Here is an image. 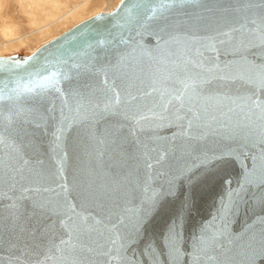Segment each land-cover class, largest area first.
I'll return each mask as SVG.
<instances>
[{
    "label": "water",
    "instance_id": "1",
    "mask_svg": "<svg viewBox=\"0 0 264 264\" xmlns=\"http://www.w3.org/2000/svg\"><path fill=\"white\" fill-rule=\"evenodd\" d=\"M244 2L122 0L29 55H0V264H122L121 244L139 258L185 199L184 246L204 238L196 264H239L233 238L264 231V111L217 68L251 13L205 5ZM170 181L178 193L143 240L122 241Z\"/></svg>",
    "mask_w": 264,
    "mask_h": 264
},
{
    "label": "snow or ice",
    "instance_id": "2",
    "mask_svg": "<svg viewBox=\"0 0 264 264\" xmlns=\"http://www.w3.org/2000/svg\"><path fill=\"white\" fill-rule=\"evenodd\" d=\"M173 4H161L160 8H171ZM209 11L228 12H243L251 13V17L244 16L250 25L244 31H241L245 26L242 24L241 29H232L233 32H238L239 37L233 44L231 54L235 57L232 61L225 63L222 67L217 66L221 73L220 79L229 81H240L245 85V99L254 107L264 111V0L259 3L254 0L238 3L236 5H205ZM176 84H187L183 80H178ZM175 87V84H174ZM179 92V88L176 89ZM179 98V97H177ZM163 118V117H161ZM255 162H258L259 167L264 169V154L259 157H253ZM252 181L247 180L246 183ZM261 187H264V180H261ZM178 193V186L169 182V188L164 193H157L146 202V209L137 221V227L133 232L127 235H122L121 240H128L132 243H139L143 240L142 229L153 209H155L162 196L175 197ZM234 203V202H230ZM261 208H264V195H261L257 201ZM189 202L185 199L179 208L173 214V218L168 223L166 229L159 235L153 236L149 240L144 241L143 250L139 258L135 254L128 256L129 247L121 244L120 249L116 252V256L122 264H149L150 261H155L159 258H164L167 264H192L200 259V253L203 251L201 245L203 236L199 237L197 242L191 249L185 248L183 238L184 213ZM258 221L264 224V216L257 218ZM235 245L236 256L239 258V264H264V231L259 234V237L251 236L246 238L244 233L237 234L233 238ZM39 253L33 264H41ZM109 255V253H105ZM206 255V253H205Z\"/></svg>",
    "mask_w": 264,
    "mask_h": 264
},
{
    "label": "rangeland",
    "instance_id": "3",
    "mask_svg": "<svg viewBox=\"0 0 264 264\" xmlns=\"http://www.w3.org/2000/svg\"><path fill=\"white\" fill-rule=\"evenodd\" d=\"M122 0H0V55H29Z\"/></svg>",
    "mask_w": 264,
    "mask_h": 264
}]
</instances>
